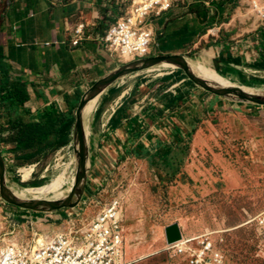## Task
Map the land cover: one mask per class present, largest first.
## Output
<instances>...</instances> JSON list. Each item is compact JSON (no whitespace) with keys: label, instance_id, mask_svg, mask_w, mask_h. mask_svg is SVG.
I'll return each instance as SVG.
<instances>
[{"label":"rangeland","instance_id":"1","mask_svg":"<svg viewBox=\"0 0 264 264\" xmlns=\"http://www.w3.org/2000/svg\"><path fill=\"white\" fill-rule=\"evenodd\" d=\"M250 1L184 0L178 3L188 13L193 9L194 12L210 10L211 27L205 31L207 36L199 38L207 41L211 36L209 45H202L184 57L193 61L188 62L192 73L202 75L200 77L214 89L231 87L198 62H208L238 86L264 93V64H257L263 62L260 52L250 58L248 67L235 65L239 69L224 66L218 60L221 42L230 44L231 50L247 38L259 39V30L264 26L253 17ZM130 6L131 1L124 0L120 11L113 12L112 23L127 13ZM127 77H134L131 83L142 79L145 84L141 92L132 90L120 100L121 105L111 122L132 118L131 98L137 93L140 98L152 90L140 106H144L142 110L147 114L152 109L157 117L164 119L155 133L171 139L184 136L180 145L187 150L174 148L172 156H166L163 151L158 157L160 147L175 146L173 139L148 142L147 147L133 145L127 156L121 158H93L88 153L86 179L80 183L83 192L75 207L81 213V222L93 218L99 207L110 199L119 198L125 205L123 227L128 262L171 264L167 248L173 246L166 244L162 234L168 225L177 222L188 238L211 233L224 253L225 264H264V228L257 223L258 216L264 213V105L241 100L233 93L207 91L178 66H159ZM98 99L93 107L98 105ZM92 116L94 111L88 119ZM86 123L84 120L89 151ZM75 124L74 114L67 142L29 165L15 164V156L11 153L15 147L13 141L0 144L7 170L8 195L28 202L37 201L32 200L33 197L52 198L63 191V197L56 201H66L76 185L80 169ZM140 151L147 154V158H138L143 155ZM173 159L181 161L176 176L166 173L176 167ZM31 167V175L26 180L22 169ZM19 191H25L29 198ZM78 197L79 194L75 195L73 201ZM44 207L49 209V206ZM72 207L46 212L16 206L3 198L0 186V245L6 239L26 243L64 230L73 215Z\"/></svg>","mask_w":264,"mask_h":264},{"label":"crops","instance_id":"2","mask_svg":"<svg viewBox=\"0 0 264 264\" xmlns=\"http://www.w3.org/2000/svg\"><path fill=\"white\" fill-rule=\"evenodd\" d=\"M123 2L0 0V61L6 65L10 77L27 84L29 99L25 107L35 120H39L50 105L62 108L65 113L74 111L75 114L82 97L95 83L125 65L101 42L109 26L117 21L112 23L110 19L113 12H119ZM81 24L86 27L85 36L78 46H73L74 30ZM210 24L200 19L194 9L188 13L186 8L176 4L172 12L152 23L154 45L148 58L184 56L202 45H209L211 36L207 41H200L199 38L207 36L205 31L211 27ZM259 31L258 40L247 38L231 50L230 44L221 42L218 45L221 64L238 69L235 65L248 67L250 58L258 52L263 62L257 64H264V28ZM234 59L239 63L229 61ZM235 77L240 80L239 76ZM133 78L125 76L106 87L98 105L92 108L90 115L94 111V116L86 123L91 157L121 158L127 156L128 149L133 145L147 147L148 142L174 139L155 133L164 119L157 117L152 109L149 114L142 110L144 106L140 105L148 99L152 90L138 98L145 83L142 79L131 83ZM132 90L138 92L129 101L132 118L111 122L121 105L120 100ZM129 264L141 263L130 261Z\"/></svg>","mask_w":264,"mask_h":264},{"label":"built area","instance_id":"3","mask_svg":"<svg viewBox=\"0 0 264 264\" xmlns=\"http://www.w3.org/2000/svg\"><path fill=\"white\" fill-rule=\"evenodd\" d=\"M130 1L127 13L111 24L101 38L106 50L121 62L150 57L154 45L152 23L172 12L176 4L184 3V0ZM250 8L253 17L264 26V0H251ZM85 28L81 24L74 30L73 46L80 44ZM124 209L123 200L113 198L101 205L87 222H81L78 212L64 230L46 236L42 242L4 241L0 245V264H129ZM257 223L264 228V213L258 216ZM176 243L180 244L167 248L171 264H225L224 253L209 232L194 238L183 234V239Z\"/></svg>","mask_w":264,"mask_h":264},{"label":"trees","instance_id":"4","mask_svg":"<svg viewBox=\"0 0 264 264\" xmlns=\"http://www.w3.org/2000/svg\"><path fill=\"white\" fill-rule=\"evenodd\" d=\"M196 11L200 19L210 22L208 16L210 10ZM229 61L239 63L237 59ZM195 75L202 76L198 73ZM28 99L27 84L10 77L6 65L0 61V144H6L10 141L15 143L11 153L15 156L17 166L35 163L48 151L64 145L74 121V111L65 113L57 109L55 105L46 107L43 116L39 120H35L31 111L25 107ZM83 117L85 120V109L83 110ZM177 136L179 137V134ZM183 137L174 138L176 147L174 145L160 147V153L157 156H161L163 151L166 156H170L177 148L187 150L186 146L180 145ZM138 158H147V154L143 153ZM175 160L173 159V163L177 162L176 167L171 172H166L171 176H176L180 172L181 161L180 159ZM150 165L157 167L154 162H150Z\"/></svg>","mask_w":264,"mask_h":264},{"label":"water","instance_id":"5","mask_svg":"<svg viewBox=\"0 0 264 264\" xmlns=\"http://www.w3.org/2000/svg\"><path fill=\"white\" fill-rule=\"evenodd\" d=\"M164 63L167 64H176L178 67H180L187 75L188 77L193 80L197 85H200L202 88H204L207 91L214 92L216 94H222V93H233L235 94L239 99L244 101H249L252 103L264 105V93L262 96L253 95L252 93L245 92L242 87L243 86H234L227 89H214V87L207 82L205 79H202L201 77L196 76L192 71L190 70L188 59L184 56H167V57H153V58H147L143 60H137L135 62H129L125 63L120 69L114 71L107 77L101 79L91 89L84 94L82 97L75 116H76V135L77 139H79V148L76 149V153L78 156L79 161V171L77 175V181L76 185L73 188L72 193L65 199L66 201H50V200H39V201H21L15 198L12 194L8 195L7 188L5 185L6 181V165L4 162V159L2 155L0 154V186L3 198L16 205L23 208L31 209V210H43L46 212H55L59 210L60 208H66V207H76L78 205V201H80L81 195H82V188H80V183L86 179L87 174V155L89 153L87 148V141L84 134V117H83V109L85 105L92 99L100 97L103 90L112 85L114 82L120 80L121 78L128 76L132 73L154 69L159 66H164ZM79 197L76 198V201H73V198L75 195H78ZM49 206V209L45 208L44 206ZM55 210V211H54ZM165 239L166 243L168 245H172L176 242H179L183 239V232L181 227H179V223L175 222L170 225H168L165 228Z\"/></svg>","mask_w":264,"mask_h":264},{"label":"bare ground","instance_id":"6","mask_svg":"<svg viewBox=\"0 0 264 264\" xmlns=\"http://www.w3.org/2000/svg\"><path fill=\"white\" fill-rule=\"evenodd\" d=\"M188 62H193V61H190V60H188ZM201 66H203V67H205L206 69H208L209 71H212L214 74H216L217 75V78H219V79H221L224 83H226L228 86H230V87H234V86H236V84L235 83H233V82H230L229 80H227L226 78H225V76L224 75H222V74H220V73H218L208 62H198ZM164 66H166V67H177V65L176 64H167V63H164ZM242 89L243 90H246V91H251V92H256V93H259V94H261L260 92H258V91H254L253 89H250V88H246V87H242ZM261 95H263V94H261ZM99 97H97V98H94V99H92L88 104H87V109H86V112H85V120H88V117L90 116V111H92V108H93V105H94V102L98 99ZM31 171H32V167L30 168V169H22V172L24 173V178L27 180V179H29V176L31 175ZM6 175H7V173H6ZM71 187V186H70ZM63 189V188H62ZM18 193H20L21 195H23V196H25V197H27V193L25 192V191H19ZM63 195H64V193H63V191H61L58 195H54L52 198H32V200H52V201H55V200H58L59 198H61V197H63ZM27 198H29V197H27ZM73 210V211H72ZM72 210H71V212H72V216H75V215H77V213H78V210L75 208V207H72ZM71 216V217H72ZM179 227H181V226H179ZM164 235H165V233L163 232V234H162V236L164 237ZM47 236V235H46ZM46 236H44V235H42V236H39V238H37L38 239V241L39 242H42L44 239H45V237ZM128 242V244H129V247L130 248H132V246H131V243H130V240L128 239L127 240ZM5 242H8V243H14V244H16L18 241H15V240H8V239H6L5 240ZM127 244V245H128ZM180 243H175V244H173V245H171V246H175V245H179ZM168 245V244H167ZM169 246V245H168ZM128 247V246H127Z\"/></svg>","mask_w":264,"mask_h":264}]
</instances>
